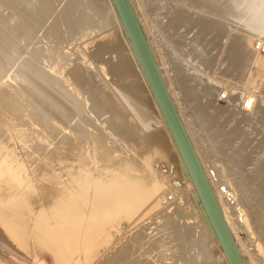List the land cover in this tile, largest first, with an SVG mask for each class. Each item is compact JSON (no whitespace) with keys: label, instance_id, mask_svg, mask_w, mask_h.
<instances>
[{"label":"bare ground","instance_id":"6f19581e","mask_svg":"<svg viewBox=\"0 0 264 264\" xmlns=\"http://www.w3.org/2000/svg\"><path fill=\"white\" fill-rule=\"evenodd\" d=\"M1 1L7 9H0V205L48 222V247L49 241L57 245L52 239L60 222L68 228L72 243L60 237L59 252L58 245L49 247L59 264H213L219 239L113 1ZM159 1L131 0L141 25L156 37L159 27L177 20L192 52L200 45V33L192 36L195 26L225 34L235 18H228L233 6L227 0H206L204 7V0H168L170 13L158 10ZM185 4L191 12L182 11ZM247 30L264 40L260 29ZM251 38L236 36L227 44L225 72L247 62L255 50ZM147 39L173 95L170 84L182 79L169 80L174 62L159 53L163 39L158 47ZM206 52L203 47L200 55ZM191 69L179 73L192 80L197 75ZM190 84L178 86L191 89L186 107L171 95L173 101L231 232L235 236L236 224L251 232L262 251L264 102L254 90L231 96L227 90V104L220 105L210 87ZM101 247L106 256L100 260ZM219 250L225 260L217 264H229Z\"/></svg>","mask_w":264,"mask_h":264},{"label":"rangeland","instance_id":"374dc122","mask_svg":"<svg viewBox=\"0 0 264 264\" xmlns=\"http://www.w3.org/2000/svg\"><path fill=\"white\" fill-rule=\"evenodd\" d=\"M207 1H209L211 3V1H213V0H207ZM216 1L218 2V0H215V2ZM222 1H224V0H221V1L219 0L220 3H222ZM227 1H225V3H226V5H228L229 9L233 6L232 7L233 12H230L232 10H230L228 12V13H230V14L232 13V14L231 15L227 14L228 18L231 19L232 16H234L235 18L232 17L231 20H233V21L232 22L229 21L230 24H228V26L226 27V31H225L226 33L224 34V32H223V33H213V34L210 33L209 34L208 33V29L205 30L206 28H204V29L201 28L202 27L201 25H197V27L195 26L192 29V36H194L195 34L197 35L198 33H200V35H199L200 36V38H199L200 39V41H199L200 45L198 46L197 50H195V52H192L188 48H186L187 47V43H188V38L185 39V37H188V36H184V35L181 36L180 35L181 32H178V30H176V29H179V28L177 26V24H178L177 20H175V19H171L170 20L172 23L174 22L173 24L170 22V23H168L166 25V21L167 20H166V18H164V21H165L164 25H166V26H162L161 27L162 30H160L159 29L160 27H159L158 28L159 31L156 29L157 30L156 37L153 36L154 33L152 34V32H154V31H152V29H150V26H147L146 30L144 29L143 26L142 27H143V30H144L147 38L149 36H151L153 38L155 45L158 43L157 41L160 38L163 39V40L160 39L162 42H160V40H159V42H160L159 45L161 43L162 44L159 46V48L161 50L159 48H158V50H159V53H160L161 57H162V55H163V57L166 56V57H164L165 59L170 60L171 63L174 62V64L172 63L173 64L172 65L173 70H171V72H169L167 75L169 77V80H170L171 76H173V77L176 76L177 78H181L182 80H181V82H178V86L183 87L185 84H187V82H189V84L191 83L190 85L194 84V85H198V86L210 87L211 90H212V94H213L214 98L216 99V102L218 104H220V105L227 104V98H222L221 97V94L223 92L227 91V90H229L230 96L232 95L234 90H238L239 92H243V93H246V92L248 93L249 91L254 90L256 92V94L258 93L257 97L260 98L262 102H264V91H263V86H262V85H264V81H262V80H264V75H263V73H264V71H263V69H264V66H263L264 65V58L262 59L263 55L261 57L260 55L256 54V52L254 50V46H253L254 41L259 39V37H257L253 33L251 35V32L249 33L248 30H247V26L250 25L252 27L260 29L262 31V33L264 34V0H234L235 3L233 1H230V0H227ZM160 2H162V3H160ZM230 2H232L234 4L232 5V3H230ZM1 3H2V5H0V9L2 10V9H4V7H5V9H7V2L1 1L0 4ZM205 3H206V0H204V3L202 5L203 7L205 6L204 5ZM225 3H222V4H225ZM158 4H160V6L158 5L159 6L158 10H160V12H162V10H163V11H166L165 13H168V11L170 13V11L174 10L172 8H169L168 0H163V1L160 0L158 2ZM182 4H184V2H182ZM182 4H180V5H182ZM186 6L187 5L185 4L183 9H182V11L186 12V13H188L189 11L191 12L192 11L191 6H189V4H188L187 7H189V9ZM229 15H230V17H229ZM176 16H177V14H176ZM176 16H175V18H176ZM178 16L180 17L179 14H178ZM171 24L174 26L175 29L172 28ZM198 26H200V27H198ZM170 27H171V29H169ZM120 29H121V27H120ZM171 30H173L174 32L171 31ZM163 31L166 34H164ZM238 32H240L241 34L238 33ZM244 32H245L246 35H244V37H243L242 35L244 34ZM160 33H161V35H160ZM174 33H175V35H174ZM158 34L161 37H159ZM178 34H179V36H177ZM247 34L249 35V38L252 37L251 38V50H254V52H251L249 54V56L247 58L248 60L246 59L247 62H249V63H247L245 61L244 62L245 64L244 63L242 64L243 66L240 67V70L238 69L237 71H234L233 73L225 72L226 71L225 65L222 63V61L224 59V55H226L225 50H226L227 44L232 40V38L235 39L236 36H237V38L240 37V39H241V37L242 38H246V36L248 38ZM164 36L166 37V39H165ZM181 37H184V39L181 38ZM252 39H254V40H252ZM162 45L163 46L165 45L166 47L165 46L164 47L166 49L163 48ZM156 46L158 47V44ZM203 47H205L207 49L205 57H203V55H200V51H201V49H203ZM93 48H95V47H93ZM235 49L237 50V48H235ZM162 50H165V51H162ZM162 52H165V53H162ZM167 52H168L169 55H171V58H170L169 55H168L169 58H167L168 57L167 56ZM111 56H112V53H107L105 55V58L110 60L112 58ZM254 56H257V57L255 58ZM260 58L263 61L260 60ZM162 61H163V59H162ZM252 61H253V63H252ZM259 62H261L260 65H259ZM169 67H171V65ZM188 67L192 68L191 71L194 72L195 75H197L192 80L188 79V77H184L183 73H181V74L179 73L180 70H182L183 68L186 70V69H188ZM261 67H262V69H261ZM165 68L168 69L167 67H165ZM260 70H262V71H260ZM182 81L183 82L185 81V83L182 84ZM242 85H243V87H242ZM170 86L172 87L171 90L173 92V95H172V93H171V95L174 96V98H176L175 99L176 102L178 101L177 104H179L181 106V108L184 109L186 107L185 101L188 99V96L191 94V89L186 90V93H185L183 91L184 89L179 88L178 86H176L175 83L170 84ZM262 104H264V103H262ZM256 133L257 132H254L255 135L251 134V136L254 137V138L258 137V133L257 134ZM256 142H258V140H255V143ZM251 149H253V147ZM251 149L249 150V153L251 152L250 156H252V154H253V156L256 155V152H254V150L256 151V149L254 148L252 151H251ZM262 155L264 156V154H262ZM3 206H4V208H3ZM3 206H1L3 209L1 208L2 210L0 209V211H3L5 209V207H6V210L9 209V213L5 214L6 210H4L3 212H0V215H1L0 216V231L2 230L0 232V243H1L0 244V264H4V263L5 264H55V263L59 264V262H57L58 258H57L56 255H58L57 252H59V250H60L59 249L61 247L60 245H64V244H61V243H64L67 240L70 241V242L69 241H67V242L72 243L71 242L72 239L68 235L69 234V232L67 230L68 228L66 229V227H65V229L64 228L62 229V226L60 225L61 222L59 221L60 224L58 223L59 225H57V227L58 226H60V227L56 228L57 230L59 229L58 233H57V238L56 239H52L53 244L57 243V245L59 246L58 247L56 245L58 247L57 248V252H56L55 251L56 249L55 250L54 249L53 250L50 249L51 246H52V248H56V246L54 247V245H52L51 241H49L51 243V246L49 244L50 248L47 246L48 243H46L47 245L46 244L44 245V242H43V241L46 242V240L48 239L47 234H48V230H49V227H50V224L48 222H46L45 220L41 219V220L46 222V223L45 222L42 223V221L39 218H36V220H35V218L31 217L26 212L24 213V211H21V210H20L21 211L20 212L19 209L15 208V207H13V208H15L17 211L13 209L14 210V214H15V211L18 212V213H16L15 215L13 214V217H11L12 213H10L11 209L9 208V207H11V205L10 206L9 205L5 206L3 204ZM13 210H11V211H13ZM6 212H8V211H6ZM2 213H4V214L2 215ZM22 213H24V214H22ZM9 214H10V216H9ZM19 214H21V217L19 216ZM7 215H8L9 218L7 217ZM14 216H16L15 217L16 219L14 218ZM3 218H6L7 220L3 219ZM10 218H11V220H10ZM19 218H20V220H21L20 222L22 224H19L20 222L17 224V222H18L17 220H19ZM1 219H3L4 221L1 220ZM12 219H14V220L12 221ZM29 219H31V220H29ZM37 219H38V221H37ZM22 220H23V222L24 221L26 222V225H25V222L24 223L22 222ZM36 221H37V223H36ZM38 222H40V224ZM30 223L32 225L34 223L36 226L35 225L32 226ZM16 224H17V226H16ZM41 225H42V227H41ZM45 225H46V227H45ZM235 227L236 228H235V236L234 237H235V240L237 241V244H238L239 248H241L242 251L244 250L243 251V256L245 257V260L247 259L246 263L247 264H249V263L252 264L251 261L253 259V262H255L254 261L255 258L264 259V244L261 247L262 251H260V249H259V247L257 245V241L252 236L253 234L251 232H249V231H247L245 229L239 228V226L237 224L235 225ZM32 228H34V229L31 232ZM6 230H8L10 232V234H8L9 232L7 231L8 232L7 233ZM41 230H44V231H41ZM39 231L42 232V234ZM11 232H13L12 234H14V232H15V234H14L15 236L13 235V239H16V240H13L11 238L12 237L11 236ZM37 232H38V234H37ZM43 232H45V233H43ZM61 232H63V233L61 234ZM16 234H18V235L16 236ZM34 234H35V236H34ZM66 234H67V236H65ZM39 235H40V238H39ZM22 236H24V237H22ZM37 236H38V238H36ZM42 236L45 237V238H43V240H42ZM60 237L62 239L64 237H66V238H64L66 240L63 241V240H61ZM57 240L58 241H62V242H60V244H59L57 242ZM18 241H20V243L22 241V245L23 246L18 245V244H20ZM30 244H31V246H30ZM24 245L26 246V248L24 247ZM74 245H76L75 242H73V246ZM19 246L22 247L24 250L21 249ZM27 246H28L29 249L27 248ZM217 247L218 246H216V247L213 246V249L216 250V254L218 253V255H219V256L217 255V257L215 259L216 261L212 262L213 264H217V262H220V260L223 263L224 262L223 260H225L224 258H222L221 252L219 250V248L222 249L220 244H219V247L218 248ZM48 249H50V252H48ZM104 250H106V249L105 248L103 249V247H101V249L97 250V255L99 256L101 254L102 259L106 256V252ZM24 251H26L27 253L24 252ZM54 251H55L56 255L54 254ZM51 252H53V253H51ZM102 252L104 253V256L102 255L103 254ZM246 253H247V256H246ZM79 256H81V254ZM82 256H83V254H82ZM98 256L95 257V260H97L96 258H98ZM248 256H251V257H248ZM55 257L57 258V260H56ZM101 257L99 256L100 260H101ZM249 258H250L251 261L249 260ZM1 260L3 261L2 263H1ZM262 262H264V260Z\"/></svg>","mask_w":264,"mask_h":264},{"label":"water","instance_id":"95a60500","mask_svg":"<svg viewBox=\"0 0 264 264\" xmlns=\"http://www.w3.org/2000/svg\"><path fill=\"white\" fill-rule=\"evenodd\" d=\"M135 53L147 76L165 121L195 183L211 226L229 264H247L231 232L183 120L173 101L159 65L131 0H112Z\"/></svg>","mask_w":264,"mask_h":264},{"label":"built area","instance_id":"2783aa9c","mask_svg":"<svg viewBox=\"0 0 264 264\" xmlns=\"http://www.w3.org/2000/svg\"><path fill=\"white\" fill-rule=\"evenodd\" d=\"M253 46H254V49H255V51H256L257 53H259L260 55H263V56H264V40H260V39L255 40ZM227 96H228V93H227V92H223V93L221 94V97H222V98H227ZM251 104H252V103H251V100L248 101V100L246 99V101H245V105H246L247 107H250Z\"/></svg>","mask_w":264,"mask_h":264}]
</instances>
